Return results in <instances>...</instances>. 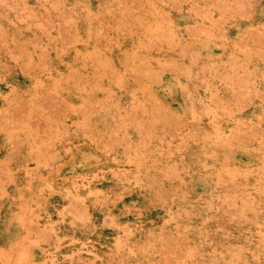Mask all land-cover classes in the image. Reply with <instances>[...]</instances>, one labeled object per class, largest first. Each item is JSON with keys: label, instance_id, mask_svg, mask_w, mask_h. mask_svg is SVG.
<instances>
[{"label": "rangeland", "instance_id": "obj_1", "mask_svg": "<svg viewBox=\"0 0 264 264\" xmlns=\"http://www.w3.org/2000/svg\"><path fill=\"white\" fill-rule=\"evenodd\" d=\"M0 264H264V0H0Z\"/></svg>", "mask_w": 264, "mask_h": 264}]
</instances>
